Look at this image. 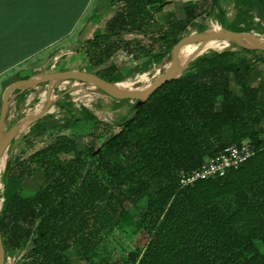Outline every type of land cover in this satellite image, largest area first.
Segmentation results:
<instances>
[{
    "label": "trees",
    "instance_id": "1",
    "mask_svg": "<svg viewBox=\"0 0 264 264\" xmlns=\"http://www.w3.org/2000/svg\"><path fill=\"white\" fill-rule=\"evenodd\" d=\"M168 2L108 0L103 26L83 40L90 68L126 48L136 51L130 69L146 72L211 14L222 28L264 34V0H233L238 27L227 26L222 0H191L182 16L168 10L162 49L121 40L123 32L156 24ZM263 69L262 50L233 42L209 49L141 104L116 99L128 108L115 124L65 93L58 104L63 120L57 123L54 113L37 119L19 153L6 160L0 190L5 261L24 251L17 264H264V80L257 78ZM82 128L90 140L79 147L73 134L83 136ZM243 140L257 150L237 169L179 185L181 170ZM38 178L34 189L28 179ZM124 213L147 241L122 254L107 242ZM129 224L122 220L118 227L136 241L142 231Z\"/></svg>",
    "mask_w": 264,
    "mask_h": 264
},
{
    "label": "rangeland",
    "instance_id": "2",
    "mask_svg": "<svg viewBox=\"0 0 264 264\" xmlns=\"http://www.w3.org/2000/svg\"><path fill=\"white\" fill-rule=\"evenodd\" d=\"M189 1L191 0L169 1L164 6L163 11L160 14H158V18L160 21H158L154 25L145 27V29L140 32L139 31L131 32V33L123 32L121 35V40L124 41V40L135 39V40H139V42L142 45H144V47L147 49H152L155 51L162 49L163 47H165V42L159 38H160V32L163 29L162 18L164 14H166L167 10L170 8L175 10L178 16H182L183 6L185 3H188ZM222 6L226 11V16L228 17L226 20L228 22L227 26L238 27L237 24L239 23V21H242V19L236 20L235 18H233L236 12V9L233 5V0H222ZM103 12L104 13L99 17H97L96 21L91 24L92 30L90 36L95 35L96 31L103 26L104 21L109 15V13L105 9L103 10ZM203 25L208 26L207 29L213 27H215V29L222 28L214 20L213 14H211L207 17H201L197 19L196 24L189 27L188 34L200 32L199 31L200 27ZM251 32L257 33L254 30H252ZM258 35L264 36V34H259V33ZM82 44H83V40L75 39L74 46L72 48L61 51L59 52V54L50 56L51 62L46 64L43 71L47 73V72H53L63 69H80L86 71L88 70L93 73H98L103 76H106L107 77L106 79L110 81L119 82L118 85L123 88L133 89L143 84L140 82L145 76V74L149 75L148 77L151 83L159 74L163 72V70L167 67V65L170 62V53H169L159 62L152 64L151 67L146 72H133L130 68L133 66L132 54H134L136 51L130 52L127 51L126 48H122L118 50L116 53H114L113 56L109 60H107L103 65L91 69L89 61L87 60V58L83 53V50L81 49ZM190 44H194V43H190ZM226 47L228 46L226 45L221 48H211V49L222 50ZM189 52H195V51H184L178 54V59L180 63H182L185 59L189 57L188 55ZM44 57L45 55H42V58ZM109 67H113L112 71L109 70ZM23 73L29 74L30 72L23 71ZM258 76L259 77L257 78L264 80V69L259 72ZM65 93H68L71 99L76 104H82L90 108L99 119L109 124L117 123L119 119L123 115H125L128 108L126 103H118L115 98L106 94L102 90L93 87L92 85H87V84L82 85L79 81H75V80L58 81L54 84L52 94L54 96V100H55L54 105H56V107L59 108L58 104L59 102L64 100ZM263 95H264V91H263ZM45 98H46V82H43L38 84V108H40L45 103ZM28 110H29L28 108H26L23 111L21 110V112H19V114L15 118L17 119L18 117L23 116ZM54 114H55L54 117L55 120L57 121V123H60L63 120V116H62L63 111L56 110ZM22 129L23 127L21 128V130ZM28 130L29 128L25 127L23 131L19 133V135L14 139V142L10 143V146L8 148V151L4 155V158L0 160V190L2 188L1 178L5 168L6 160L9 156H13L19 153L21 138L28 132ZM81 130H84L85 133L86 128L85 129L82 128ZM75 133L73 134V136L77 140L79 147H81L84 143L90 140V137L87 136L86 133L83 136H80V134H75ZM41 145H42L41 143L38 144V146ZM28 152H30V150H28ZM41 183H42L41 178H38V182L35 179H28V184H30L34 189L39 187ZM1 203H2V199L0 198V207H1ZM140 204L143 205L144 202L141 201ZM122 220L129 222L130 223L129 225H132V227L142 231L139 226V223L136 220L132 219V217L128 213H124L123 217L116 225L115 230L108 237L107 248L109 249L115 248L122 254L128 250H132L135 248H142L145 242L147 241V235L142 231L140 232L138 239H136V241L131 240L129 236L122 230V228L118 227ZM23 254L24 251H22L21 253L9 255L6 258L5 264H17L18 260H20L23 257Z\"/></svg>",
    "mask_w": 264,
    "mask_h": 264
},
{
    "label": "crops",
    "instance_id": "3",
    "mask_svg": "<svg viewBox=\"0 0 264 264\" xmlns=\"http://www.w3.org/2000/svg\"><path fill=\"white\" fill-rule=\"evenodd\" d=\"M106 4L107 0H0V109L2 93L8 85L46 73L43 69L51 62L50 56L72 48L75 39L93 37L91 24L103 14ZM161 12L156 14L157 21ZM11 94L6 128L38 110V85L17 88ZM26 108L29 110L16 119Z\"/></svg>",
    "mask_w": 264,
    "mask_h": 264
},
{
    "label": "water",
    "instance_id": "4",
    "mask_svg": "<svg viewBox=\"0 0 264 264\" xmlns=\"http://www.w3.org/2000/svg\"><path fill=\"white\" fill-rule=\"evenodd\" d=\"M210 39L226 40L228 43L233 42L241 47L258 49L264 51V36L258 35L251 31H236L226 28L215 27L200 32L190 33L182 36L173 46L170 52V62L167 67L159 74L149 85L142 89H123L118 87L119 82L109 81L96 73L80 69H64L53 72L40 73L25 79L15 81L8 85L2 93L1 109H0V160L8 151L10 143L23 131L25 127L30 126L42 116L60 111L54 105V96L52 94L53 86L58 81L75 80L82 85H92L115 99L137 100L141 104L149 98V96L161 85L179 77L188 67L189 63L197 56L206 52L200 50L206 41ZM198 42V47L182 63L178 61V51L184 44ZM46 82V98L45 103L32 113L24 115L18 119L12 126L6 128V114L9 100L12 98L11 92L14 89H25ZM23 129L21 130V128ZM0 264H5V254L0 234Z\"/></svg>",
    "mask_w": 264,
    "mask_h": 264
},
{
    "label": "built area",
    "instance_id": "5",
    "mask_svg": "<svg viewBox=\"0 0 264 264\" xmlns=\"http://www.w3.org/2000/svg\"><path fill=\"white\" fill-rule=\"evenodd\" d=\"M262 135L264 140V124ZM256 150V145L248 140H243L239 144H230L214 156L209 157L199 167L189 171L181 170L178 175V183L180 186H187L196 180L223 176L227 171L237 169L242 163L253 157Z\"/></svg>",
    "mask_w": 264,
    "mask_h": 264
},
{
    "label": "bare ground",
    "instance_id": "6",
    "mask_svg": "<svg viewBox=\"0 0 264 264\" xmlns=\"http://www.w3.org/2000/svg\"><path fill=\"white\" fill-rule=\"evenodd\" d=\"M198 44H199L198 42H195L194 44H190V43L184 44V45H182L180 47V49L178 51V54L182 53L184 51H195L197 49V47H198ZM226 45L229 46V43L226 40L213 39V40L206 41V43L202 46V48L200 50L211 49V48H221V47L226 46ZM178 61H179V59H178ZM179 63H180V61H179ZM148 76H149L148 74H145V76L143 77V79L140 82V83H143V84L140 85V86H137L136 87L137 89L145 88L147 85L150 84V79H149ZM118 87L123 88V87H121L119 85H118ZM123 89H130V88H123Z\"/></svg>",
    "mask_w": 264,
    "mask_h": 264
}]
</instances>
